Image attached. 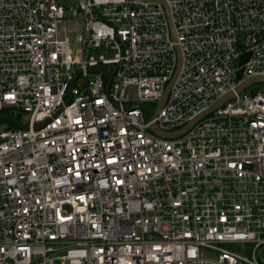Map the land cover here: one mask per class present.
<instances>
[{
	"label": "built area",
	"instance_id": "built-area-1",
	"mask_svg": "<svg viewBox=\"0 0 264 264\" xmlns=\"http://www.w3.org/2000/svg\"><path fill=\"white\" fill-rule=\"evenodd\" d=\"M67 1L0 0L26 125L0 130V264H264V90L234 92L264 76V0H162L174 37L162 3Z\"/></svg>",
	"mask_w": 264,
	"mask_h": 264
},
{
	"label": "water",
	"instance_id": "water-1",
	"mask_svg": "<svg viewBox=\"0 0 264 264\" xmlns=\"http://www.w3.org/2000/svg\"><path fill=\"white\" fill-rule=\"evenodd\" d=\"M139 1H155V2H159L162 3L165 8H166V12H167V16H168V23L170 25V29H171V33L172 36L174 37V31H173V27L170 21V15L168 12V9L166 7V5L164 4V2L162 0H139ZM177 49V66L175 69V72L173 74L172 79L170 80V82L167 84L163 97L162 99L158 102L156 109L154 111H152V116L158 111V109L163 105L165 99L168 96L169 90L171 88V85L173 84L174 79L176 78L178 71H179V67H180V61H181V57H180V52L179 49L176 47ZM248 53H245L241 56L239 64L241 65L243 62L246 61L247 57H248ZM90 71H95V72H99L102 73L103 75L106 76L107 79V86H106V90L108 91L110 83H111V79H112V75H113V69H108L106 67L103 66H98V67H94L91 68ZM241 73L242 70H238L237 72V76L236 79H240L241 78ZM77 74L73 77L71 83H70V88H69V97L68 100L66 102H68L70 100L71 97V91L72 88L74 86V82L76 79ZM264 82V76H253L250 78H247L245 80H242L234 89V92L239 93L241 91H243L244 89H246L248 86L252 85V84H256V83H263ZM234 92H229L228 94H226L223 98H221L220 100H218L217 102H215L214 104H212L209 108H207L206 110H204L203 112H201L200 114H198L197 116H195L191 121H189L185 126H183L182 128L176 130V131H172V132H166L163 130H160L155 123H153L150 128L151 130L157 134L160 137H164V138H174V137H178L183 135L186 131H188L197 120H199L202 116L214 111L215 109H217L218 107H220L222 104H224L227 100H229L230 98H232L234 96ZM138 106L142 107V108H146L147 110H150V108L144 104H139ZM4 121H9V122H13L14 124H16L18 127L20 128H25L26 125L21 124L16 117L11 114V113H4L0 115V123L4 122Z\"/></svg>",
	"mask_w": 264,
	"mask_h": 264
},
{
	"label": "rangeland",
	"instance_id": "rangeland-1",
	"mask_svg": "<svg viewBox=\"0 0 264 264\" xmlns=\"http://www.w3.org/2000/svg\"><path fill=\"white\" fill-rule=\"evenodd\" d=\"M65 2L68 3L67 0H65ZM72 38H73V42L75 44H77L76 43L77 36L75 34H73ZM101 53H103V51H101ZM103 54H105V53H103ZM105 55H107V54H105ZM252 87H257V88H259L261 90H264V82L263 83L254 84ZM248 89H251V87L248 88ZM127 93L129 94L131 99H136V93H135V89L133 87H129L127 89ZM8 126H9V124H8L7 121L1 122L0 123V130L6 129ZM65 209H68V207L66 206Z\"/></svg>",
	"mask_w": 264,
	"mask_h": 264
},
{
	"label": "trees",
	"instance_id": "trees-1",
	"mask_svg": "<svg viewBox=\"0 0 264 264\" xmlns=\"http://www.w3.org/2000/svg\"><path fill=\"white\" fill-rule=\"evenodd\" d=\"M8 124H9V127L11 128H17L18 126L16 124H14L13 122H9L8 121Z\"/></svg>",
	"mask_w": 264,
	"mask_h": 264
},
{
	"label": "bare ground",
	"instance_id": "bare-ground-1",
	"mask_svg": "<svg viewBox=\"0 0 264 264\" xmlns=\"http://www.w3.org/2000/svg\"><path fill=\"white\" fill-rule=\"evenodd\" d=\"M111 84V83H110ZM1 115V114H0Z\"/></svg>",
	"mask_w": 264,
	"mask_h": 264
}]
</instances>
